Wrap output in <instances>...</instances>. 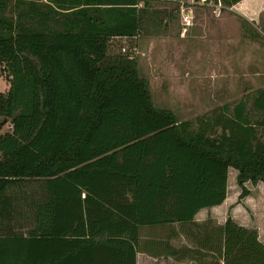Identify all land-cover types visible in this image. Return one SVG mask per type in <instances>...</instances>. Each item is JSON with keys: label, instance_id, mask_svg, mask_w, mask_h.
<instances>
[{"label": "trees", "instance_id": "16d2710c", "mask_svg": "<svg viewBox=\"0 0 264 264\" xmlns=\"http://www.w3.org/2000/svg\"><path fill=\"white\" fill-rule=\"evenodd\" d=\"M152 1L0 0V264H135L138 226L221 202L228 166L238 199L264 182V87L177 120L132 57L107 53L178 11ZM218 231L223 264H264L254 227L227 214Z\"/></svg>", "mask_w": 264, "mask_h": 264}, {"label": "rangeland", "instance_id": "374dc122", "mask_svg": "<svg viewBox=\"0 0 264 264\" xmlns=\"http://www.w3.org/2000/svg\"><path fill=\"white\" fill-rule=\"evenodd\" d=\"M171 2L152 1V7L170 9ZM185 7L192 10L188 24L182 22L180 9L170 15L154 12L135 35L114 36L107 46L109 55L123 54L136 61L152 104L169 109L177 120L208 114L223 102L249 97L264 87V2L220 8L199 0ZM6 86L0 73V91ZM8 129L6 121L0 133ZM227 174L228 186L236 184V173Z\"/></svg>", "mask_w": 264, "mask_h": 264}, {"label": "crops", "instance_id": "0c3cea01", "mask_svg": "<svg viewBox=\"0 0 264 264\" xmlns=\"http://www.w3.org/2000/svg\"><path fill=\"white\" fill-rule=\"evenodd\" d=\"M256 2L264 0H238L235 5ZM227 173L234 177L236 169L227 167L224 198L217 204L196 210L192 221L139 225L135 238V264H223L218 227L227 214L240 225L254 227L258 240L264 245V182L246 180L250 182V187L246 186L248 192L238 199L240 188L233 182L228 186Z\"/></svg>", "mask_w": 264, "mask_h": 264}, {"label": "built area", "instance_id": "2783aa9c", "mask_svg": "<svg viewBox=\"0 0 264 264\" xmlns=\"http://www.w3.org/2000/svg\"><path fill=\"white\" fill-rule=\"evenodd\" d=\"M43 1H47V0H43ZM171 1H173V0H171ZM174 1L178 2V9H180V18H181L182 22L184 24H188L191 20L192 10L190 7H185V3H190V2H195V1H193V0H174ZM211 2L212 1H210V3ZM139 4H141V3H139ZM212 4L219 7V4H216L213 2H212ZM0 73L4 76V78L6 77V69H5L4 64L2 62H0Z\"/></svg>", "mask_w": 264, "mask_h": 264}, {"label": "water", "instance_id": "95a60500", "mask_svg": "<svg viewBox=\"0 0 264 264\" xmlns=\"http://www.w3.org/2000/svg\"><path fill=\"white\" fill-rule=\"evenodd\" d=\"M5 122H6V119H5V118L1 119V120H0V126H1L3 123H5Z\"/></svg>", "mask_w": 264, "mask_h": 264}]
</instances>
